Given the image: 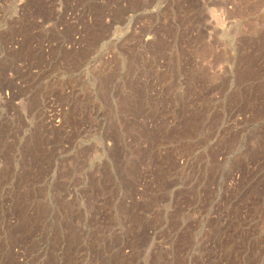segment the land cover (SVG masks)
Here are the masks:
<instances>
[{
  "label": "rangeland",
  "instance_id": "1",
  "mask_svg": "<svg viewBox=\"0 0 264 264\" xmlns=\"http://www.w3.org/2000/svg\"><path fill=\"white\" fill-rule=\"evenodd\" d=\"M0 264H264V0H0Z\"/></svg>",
  "mask_w": 264,
  "mask_h": 264
}]
</instances>
